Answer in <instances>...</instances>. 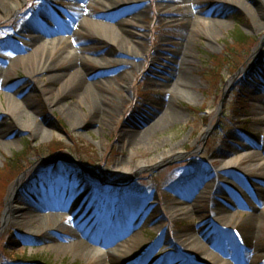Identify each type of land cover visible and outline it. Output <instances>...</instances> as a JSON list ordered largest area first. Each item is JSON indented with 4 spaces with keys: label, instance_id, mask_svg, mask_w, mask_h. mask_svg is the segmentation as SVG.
Returning <instances> with one entry per match:
<instances>
[{
    "label": "rangeland",
    "instance_id": "rangeland-1",
    "mask_svg": "<svg viewBox=\"0 0 264 264\" xmlns=\"http://www.w3.org/2000/svg\"><path fill=\"white\" fill-rule=\"evenodd\" d=\"M145 1L143 17L131 21L135 31L147 24L138 40L145 51L131 78V67L109 54L116 41L103 44L92 21L127 17L129 0H25L0 19V228L8 206L22 210L0 234V264H199L197 255L210 252L201 246L186 252L180 238L187 231L206 241L215 253L212 264H264V226L254 246L243 248L239 241L231 252L223 247L226 237L248 238L250 221L264 219V193L241 201L242 214L228 223L215 221L209 195L196 199L205 182L217 185L235 174L264 190V171L248 170L252 158L234 162L225 175L220 170L225 159H236L247 147L264 151V30L252 29L253 13L231 0H195L194 13L222 20L224 27L209 35L198 22L188 41L190 85L176 86L166 73L189 5ZM48 4L62 14L57 22L44 16L51 36L62 48L83 47L88 67L116 88L107 91L119 108L101 122L80 99L66 96L65 84L46 74L32 76L34 64L25 58L32 51L31 34L23 27L41 18ZM76 4L89 7L90 19L73 24L67 7ZM239 32L244 43L236 41ZM163 79L168 83L162 85ZM9 94L20 98L13 109ZM59 94L63 103L76 105L77 122L52 105ZM167 101L181 115L132 142L130 130L145 129ZM160 152L172 155L135 167ZM182 205L190 209H176ZM127 240L131 253L114 257L111 248ZM94 248L106 253L94 255Z\"/></svg>",
    "mask_w": 264,
    "mask_h": 264
},
{
    "label": "bare ground",
    "instance_id": "bare-ground-1",
    "mask_svg": "<svg viewBox=\"0 0 264 264\" xmlns=\"http://www.w3.org/2000/svg\"><path fill=\"white\" fill-rule=\"evenodd\" d=\"M24 1L25 0H0V19L4 18V16L14 14ZM79 1L84 0H78V2ZM129 1L130 2L128 4V7L130 8V14L127 17H120L115 20H110V15H106L104 18H92L95 27L98 28V30H100L102 33L100 36L101 40L104 41L103 44L106 45L113 41H116L117 43L116 48L113 51L109 52V54H111L114 60H118L120 65L128 64L131 67V71L126 73V78H131L134 72H136V68L140 64V61L138 59L139 57H142L145 49L142 48V42L138 43V40H141L146 35L147 30V24L142 23L137 24L140 29L135 31L134 27L132 26L133 24H131V21L134 20L135 17H143L142 11L147 9V7L149 6L145 0ZM231 1L239 4L242 7L249 8V10L253 13L254 18L253 24L251 25L252 29L258 31L264 30V0ZM251 1L255 5L252 4ZM183 2L188 3L190 8L195 0H183ZM67 8V11L70 12V14L72 13L71 15L68 14V17L70 16V20L76 18L73 21V24H79L80 22H85L90 19L89 13H87L89 7L76 4L68 6ZM255 8L257 10L259 9V12ZM42 15L43 16L41 18H38L31 23L25 24L23 27L24 31L31 34L30 40L32 43V51L29 52L28 56L26 55L25 58L27 59V61H31L34 64V68L32 69V76L46 74L49 80H55L65 84L66 86L64 93L66 94V96L70 98L80 99L82 105L87 108L88 114L93 117V120L101 122L104 119L105 115L106 118L108 114H112L114 110H117L119 108L117 100L114 98V96L109 94L110 92L107 91L108 89L114 91L116 88L112 85V82L108 78L104 77L101 73L93 72L91 70L92 68L88 67L90 66L88 62L89 59L84 55L85 50H83V47L80 48L78 46H67L65 48H62L60 44L61 40H58L55 36H51V33L48 32V27L44 25L43 20H46L45 17H48L49 19L57 22L56 20L58 14L53 10L52 6L48 4L46 10L42 13ZM108 16L109 18H107ZM182 22L183 23L181 24L183 32L180 36L177 47H175V49L172 51L173 54L169 58L171 59V63L166 73L167 78L172 77L174 79V85L176 86L190 85V78L187 73V68L189 67V57L190 55H192V53L189 50L188 41L191 38V33L193 32V30L195 31L198 22H201V24L203 23L205 27L207 26L206 28L209 35H215L217 28L224 27L222 20L213 18L207 19L204 16L194 13L191 8L182 17ZM38 32L39 34H36ZM139 45L141 47H139ZM87 47H89L88 52H91L92 54L98 53V49H96L94 46ZM255 55H257L256 52H254L253 56ZM161 60L163 61L164 58L160 59V61ZM163 82L164 83H162V85L168 83V81L166 80H164ZM60 95L61 94H59L56 99L53 97L52 105H58L63 108V110H65V112L69 115L70 120L72 122H77L78 118L77 114L75 113L76 105L63 103L61 101ZM9 97L13 101V103H9V108L13 109V107L18 104L20 98L15 96V94L10 95ZM158 108V114L145 129H141L138 131L130 130V139L132 142H138L139 140H142L145 135L151 133L153 130L160 129V127H162L164 124L176 120L181 115V112L178 110V108H176L172 103L168 101L163 103L162 105H159ZM241 153L242 154L237 156L236 159H225L224 164L220 166V170L223 171L224 175L227 168L232 167V164L234 162L241 161L243 157L252 158L248 170H251L250 168H260L264 171V151L251 150L247 147V149H243ZM171 155L172 154L168 155L167 152H160L150 161H137L135 167L139 169L142 167L150 166L166 158H169ZM248 179L249 178L242 176V174H235L234 180L228 179L223 176L222 180L220 178V181L217 185H215V182L212 186L209 182H205L202 187H199L198 193L196 194V199L199 201L203 199L205 194H207V196L209 195L210 200H212L214 203L213 209L215 212V221H217V223H220L222 221L228 223L232 220V218L237 217V214H242V211L240 210V207L242 205L241 201L250 203V199L255 196L258 191L261 194L264 193L263 188H257L258 186H253L255 184L258 185V183ZM237 182L243 183L244 186L239 187L237 185ZM176 209H190V206L182 205L176 207ZM15 213H18V215L16 216L17 219L22 216V210H17L11 205L8 206L2 219L5 227L9 226L11 220L15 217ZM52 217L53 216H49L48 219L52 220ZM235 220L237 221L236 218ZM263 226L264 219L261 216H258L255 221H250L248 238H246L247 236L244 237L243 234V240H238V238H235L233 236L231 237L232 239H228L226 237L227 240L224 241L223 247L228 252H231L234 248L240 246L238 244L239 241L242 242V247L254 246L255 242L253 243V239H259L261 231L260 228ZM245 230L247 231L246 228ZM71 236L77 239H80L82 237L81 235L78 236L77 232L75 231L71 232ZM181 237L182 238H180V245L184 246L186 252L190 253V250L198 246L206 248L208 252H210L204 253L202 254V256L197 255L198 258L195 259L196 263L212 264L209 258L210 255H213L215 253H212V251L208 249V246L205 244L206 241L204 242L203 238L198 235V233L187 231V234L184 233L183 235H181ZM129 244L130 242L127 240L112 247L111 250L113 256H127L129 253H131ZM91 251L94 253V255L106 253L103 249L100 248H94Z\"/></svg>",
    "mask_w": 264,
    "mask_h": 264
},
{
    "label": "trees",
    "instance_id": "trees-1",
    "mask_svg": "<svg viewBox=\"0 0 264 264\" xmlns=\"http://www.w3.org/2000/svg\"><path fill=\"white\" fill-rule=\"evenodd\" d=\"M236 36H237L236 37V41L237 42L244 43L246 41V37L241 32H239ZM34 261H36V262H42L43 260L41 261V257H36V258H34Z\"/></svg>",
    "mask_w": 264,
    "mask_h": 264
},
{
    "label": "water",
    "instance_id": "water-1",
    "mask_svg": "<svg viewBox=\"0 0 264 264\" xmlns=\"http://www.w3.org/2000/svg\"><path fill=\"white\" fill-rule=\"evenodd\" d=\"M0 234H1V229H0Z\"/></svg>",
    "mask_w": 264,
    "mask_h": 264
}]
</instances>
